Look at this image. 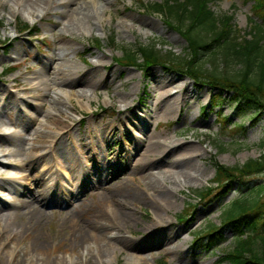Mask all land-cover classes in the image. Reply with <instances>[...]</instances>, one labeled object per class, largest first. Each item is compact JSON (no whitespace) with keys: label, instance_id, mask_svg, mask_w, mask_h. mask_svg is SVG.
<instances>
[{"label":"rangeland","instance_id":"rangeland-1","mask_svg":"<svg viewBox=\"0 0 264 264\" xmlns=\"http://www.w3.org/2000/svg\"><path fill=\"white\" fill-rule=\"evenodd\" d=\"M65 1L52 0L43 11L42 7L35 10L21 0H0V120L10 127L0 132V215L7 213L5 208L16 189L35 187L33 169L12 155L16 148L8 136L22 132L25 146L34 132L53 136L68 130L70 137L65 134L63 139L75 141L80 148L76 155L84 166H92L93 158L84 161L93 149L92 143L100 147V157L95 162L109 179L105 185L108 184L110 195L125 202L133 215L129 227L132 235H124L141 246L136 252L138 257L146 258L147 264H218L234 246L233 229L224 228L223 241L209 251L194 244L193 236L210 224L218 226L224 209L234 200L253 198L252 188L264 183V174L234 181L221 193L223 190L211 183V161L233 167L259 158L264 152V114L254 115L253 120L249 113L236 112L229 102L215 106L212 98L219 90L197 84L176 67L151 66L144 77L138 68L115 63L125 50L152 45L162 54L170 52L175 60L185 58L186 42L168 25L165 16L151 9L160 0H78L77 9L74 3L66 7ZM213 10L231 15L241 36L252 27L251 5L244 0H217ZM144 20L158 25L149 29L140 25ZM22 23L35 29L32 35H16L14 26ZM95 39L102 45H94ZM16 50H23L21 57H16ZM218 58L219 71L233 74L240 70L239 62L228 64L222 62L220 55ZM208 59L204 57V62L210 69L213 65ZM11 67L15 68L12 72H3ZM222 97L228 99L230 95L223 93ZM53 99L63 111L60 118L66 123V130L54 129L52 125L58 115L50 108ZM24 106L26 109L21 111ZM239 124L243 130H236ZM141 138H155L169 145L153 169L161 189L172 193V205L164 211L168 223L156 230L166 232L171 243L179 244L176 252L167 253L165 245L146 239V225L155 218L147 202L137 198L143 194L133 184L136 177L131 170L143 148ZM181 153H186L194 166L189 177L162 180L161 171L176 162ZM207 187H213L209 196L204 200L196 198L195 194ZM100 188L91 186L77 193L69 208L70 212L73 210L70 214L74 222L62 221L64 204L46 209L42 233L50 243L56 244L55 233L72 232L90 220L96 206L105 202L100 203L101 198L104 200ZM190 204L194 208L188 209L185 221H179ZM3 226L4 223L0 231ZM4 230L7 235L9 230ZM28 244L26 238H0V264H42L44 256L30 254ZM65 248L57 251L58 257L74 264L77 255H69ZM133 261L127 252L119 251L109 252L103 259L104 264ZM135 264L140 262L135 260Z\"/></svg>","mask_w":264,"mask_h":264},{"label":"bare ground","instance_id":"bare-ground-1","mask_svg":"<svg viewBox=\"0 0 264 264\" xmlns=\"http://www.w3.org/2000/svg\"><path fill=\"white\" fill-rule=\"evenodd\" d=\"M21 1L35 8V10L42 7L43 11L52 2V0ZM77 1L66 0L65 6L74 3L73 5L77 9ZM74 13L75 11L73 16ZM139 23L149 29H155L158 25L152 20H144ZM22 54L23 50H16L15 52L17 58L21 57ZM39 79L41 83L44 82L43 77ZM66 96L70 97L68 94ZM50 108L58 113L57 119H53L52 122L54 129L60 127L59 130H66V123L60 118L63 111L59 102L55 99L51 100ZM25 109V106L21 107V111ZM3 123L0 120V132L3 131L2 133L10 128L9 124ZM65 134L68 137L71 135L68 130L53 136L45 135L42 132H34L31 142H25V146H23L24 135L22 132L8 136L16 148L12 155L21 158L22 161L27 163L29 169H33L32 179H35V187L31 188L32 190L26 189V186H23L21 190L16 189L13 200L5 208L7 213L0 215V225L4 223V228L0 231V238H11L15 241L28 239V252L40 257L44 256L42 264H68V260L59 258L57 255V251L62 247L64 248V246H66L65 249L69 255H77V261L74 264H104L103 259L107 254L115 251L127 252L129 257L132 256L134 261L131 264H135V260L140 264H147L146 258L136 255L141 246H137L135 242L124 235V233L132 235L129 227L132 225L133 215L125 202L113 198L108 192L109 189L106 187L108 184H105L109 179L105 177V174L101 172L100 167L95 162L99 160L100 147L92 143L93 149L91 153H88L89 157L84 160L88 162V158H93L92 166H84L77 157L78 155H76V151L80 148L76 146L75 141L68 138V142L64 140L63 136ZM139 143L143 144L141 145L143 147L142 151L139 158L131 164V170L136 177V182L133 184L143 194L137 198L141 197L143 201L147 202L155 218L150 224L146 225V239L162 244V246L165 245L167 253L176 252L179 244L171 243V238L166 232L156 230L161 224L164 227V224L168 223L164 218V211H167L172 205L170 202L172 193L161 189L153 169L158 165L157 158L169 150V145L155 138H141ZM46 146L47 149L43 150ZM187 156L186 153H181L176 162L171 163L167 169L161 171L162 180L165 177H189V171H193L194 166L190 164ZM129 158H131V155ZM106 164H109L108 161ZM16 166L26 168L21 164H16ZM103 182L105 183L103 184ZM99 185L101 186L100 191L103 192L102 196L104 195V200L101 198L100 203L105 201L104 204L96 206L90 220L77 225L74 231L55 233L53 238L57 242L56 244L50 243L48 237L42 233L43 223L47 216L46 209L64 204L65 217L62 221L65 222L69 219L74 222V218L71 217L73 210L70 212L69 208L74 205L77 193L91 186L95 189ZM102 185L105 186L102 187ZM149 191H153L155 194L149 195ZM21 219L24 220L23 223H20ZM4 229L9 230L7 235H4ZM192 264H205V262Z\"/></svg>","mask_w":264,"mask_h":264},{"label":"trees","instance_id":"trees-1","mask_svg":"<svg viewBox=\"0 0 264 264\" xmlns=\"http://www.w3.org/2000/svg\"><path fill=\"white\" fill-rule=\"evenodd\" d=\"M215 1L160 0L151 6L152 11L167 18L168 25L178 31L186 42L185 58L175 60L170 52L162 54L152 45L125 50L115 58V63L138 68L144 77L151 66L176 67L177 71L197 84L217 88L219 94L212 98L215 106L229 102L236 112L249 113L254 120V115L264 114V0H244L250 3L253 18L250 22L252 27L242 36L235 30L231 15H221L213 10ZM26 27V24H21L19 30ZM111 42H114L113 38ZM94 45L101 46L102 43L95 39ZM219 55L222 62H239L240 70L233 74L219 71ZM206 56L213 65L210 69L205 67ZM223 93L230 97L225 99ZM239 129L244 128L239 124L236 130ZM261 146H264V139ZM211 164L214 168L211 183L224 193L234 181L242 182L264 174V152L259 158L250 159L242 165L227 167L215 160ZM211 191L213 187H208L197 195L205 199ZM251 194H255L251 199L243 196L231 202L224 209L219 226L210 224L193 238L194 244L209 251L223 241L224 228L233 229L234 246L219 259L218 264H264V183L252 188ZM192 207L189 205L184 214ZM183 220L184 215L180 218V221Z\"/></svg>","mask_w":264,"mask_h":264}]
</instances>
